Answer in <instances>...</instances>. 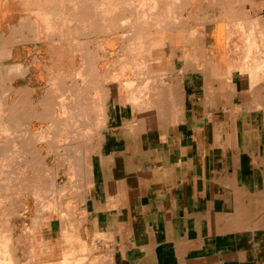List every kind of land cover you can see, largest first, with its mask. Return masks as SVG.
I'll list each match as a JSON object with an SVG mask.
<instances>
[{"label":"bare ground","instance_id":"bare-ground-1","mask_svg":"<svg viewBox=\"0 0 264 264\" xmlns=\"http://www.w3.org/2000/svg\"><path fill=\"white\" fill-rule=\"evenodd\" d=\"M238 3L0 0V264H106L112 255L82 236L95 167L101 178L118 163L126 144L115 135L138 145L147 127L164 137L180 120L208 35L217 39L228 28L223 23L221 32L208 33L205 25L226 20ZM239 29L226 38L236 39ZM171 47L178 50L174 56ZM233 64L228 67L235 70ZM116 101L130 106L131 119L112 127L108 108Z\"/></svg>","mask_w":264,"mask_h":264},{"label":"crops","instance_id":"crops-1","mask_svg":"<svg viewBox=\"0 0 264 264\" xmlns=\"http://www.w3.org/2000/svg\"><path fill=\"white\" fill-rule=\"evenodd\" d=\"M227 23L231 31L215 37L220 47L205 41L203 70L196 72L180 122L164 137L146 128L138 145L114 136L126 150L103 178L95 176L82 235L88 245L95 242L100 253L112 255L106 264H264V0H239ZM239 28L237 41L229 37ZM239 34L257 43L249 36L241 42ZM121 114L113 107L110 126L128 121Z\"/></svg>","mask_w":264,"mask_h":264},{"label":"rangeland","instance_id":"rangeland-1","mask_svg":"<svg viewBox=\"0 0 264 264\" xmlns=\"http://www.w3.org/2000/svg\"><path fill=\"white\" fill-rule=\"evenodd\" d=\"M207 10H208V9H207ZM208 13H212V12L209 10V11L207 12V14H208ZM222 15H223V14H222L221 12H219V16H220V18L222 17ZM230 15H231V14H229V12H228V14H227V19H228V17H230ZM207 18H209V16H208ZM227 19L224 20V21H227ZM224 21H223V22L220 21L221 23H220L219 21H218V22H215V23H214V22L210 23V22L207 21L206 25H205V23H204L203 25H205V28H206V30H207L208 33H210V32H212V33L215 32V30H216L217 28H218V31L221 32L220 30H223V29H224V28L222 27L223 25H225V22H224ZM203 22H205V21H203ZM223 23H224V24H223ZM221 24H223V25H221ZM218 25H219V26L221 25V26H220L221 28H220ZM213 26H214V27H213ZM205 28H204V29H205ZM212 29H213L214 31H212ZM228 29H229V28H228ZM228 29H227V30H228ZM229 30H230V29H229ZM218 31H217V32H218ZM223 31H224V30H223ZM209 36H210V35H208L207 43H208V42H211V43L214 42L215 37L213 38V37H209ZM219 36L221 37L222 35H219ZM217 37H218V36H217ZM209 38H210V39H209ZM183 47H184V46H183ZM167 48H168V47H167ZM181 48H182V45H179L178 50L181 49ZM164 50H165V49H164ZM164 50H163V51H164ZM178 50H176L175 48H172V47H171V51H172V53H173V56L176 55V52H174V51H178ZM176 58L180 60V58H178V57H176ZM114 100H115V99H114ZM113 107H117V108H116L117 110L120 108L121 111H122V114H121V115H122L123 117L126 115L128 118L131 119V109H130V106H127V105L125 106V105L118 104V101H116L115 106H114L113 104H110V105H109L108 110L110 111V114L112 113V109H113ZM110 109H111V110H110ZM128 120H129V119H128ZM127 122H128V121H127ZM147 128H148V127H147ZM121 138H122V137H121ZM108 167H109V166H108ZM97 169H98L97 167H95V169H94V174H95V176L98 175ZM62 179L64 180V178H62ZM63 180L60 179V184H61V185L64 184V183L66 182L65 180H64V181H63ZM84 200H85V199H84ZM85 201H87V200H85ZM51 246H53V245H50V248L53 249L54 247H51ZM56 247H58V246H56ZM57 256H59V252H57V255H56L55 257H57Z\"/></svg>","mask_w":264,"mask_h":264}]
</instances>
